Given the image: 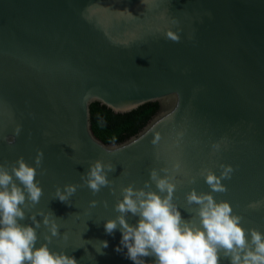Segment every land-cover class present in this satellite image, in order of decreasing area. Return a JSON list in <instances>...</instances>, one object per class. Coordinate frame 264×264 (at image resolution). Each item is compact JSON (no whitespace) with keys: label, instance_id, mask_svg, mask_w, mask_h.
Masks as SVG:
<instances>
[{"label":"water","instance_id":"95a60500","mask_svg":"<svg viewBox=\"0 0 264 264\" xmlns=\"http://www.w3.org/2000/svg\"><path fill=\"white\" fill-rule=\"evenodd\" d=\"M151 103L158 109L136 135L108 144L94 135L92 104L125 115ZM37 149L43 194L20 223L51 212L61 236L49 248L77 264H132L114 250L120 231L106 234L104 222L117 215L120 189L143 187L150 168L175 177V202L188 220L196 206L184 194L211 191L200 172L232 165L222 180L228 191L212 195L230 203L245 229L264 232V206L248 207L264 201V0H0V163L22 156L35 167ZM95 159L114 165V192L94 196L81 186L71 204L54 198L57 187L82 185ZM36 231L39 246L50 233L42 223Z\"/></svg>","mask_w":264,"mask_h":264},{"label":"clouds","instance_id":"9594fccd","mask_svg":"<svg viewBox=\"0 0 264 264\" xmlns=\"http://www.w3.org/2000/svg\"><path fill=\"white\" fill-rule=\"evenodd\" d=\"M165 37L173 42L180 39L171 31ZM20 131L17 125L14 134L19 135ZM158 141L159 135H156L152 143ZM211 148L219 151L220 143L213 142ZM43 155L42 150H36L35 167L27 164L22 156L10 165L0 163V264H77L73 256L49 248L51 237L61 236L57 218L51 212L28 215L31 225L20 223L25 219L26 209L38 204L43 194L35 179ZM173 167L178 169L179 165ZM219 168V175L208 168L200 172L210 192L190 189L184 194L185 203L189 207L196 206L188 220L182 218L178 210L174 198L177 183L167 169L150 168L149 180L144 181L141 188H134L132 184L122 187L121 198L113 206L117 215L104 222L106 234L112 235L116 230L121 233L114 250L123 252L132 264H219L221 255L228 258L229 264H264V232L255 227L245 229L243 217L233 211L230 203L217 201L212 195L228 191L222 180H230L234 172L229 164H220ZM114 170L112 163L95 159L80 175L82 185L65 184L63 190L57 187L54 198L71 204L70 198L81 186L90 189L94 196L104 187L114 192L113 181L108 179V174ZM153 184L155 190H152ZM97 203L96 200L89 202L93 208ZM100 203L107 206L106 201ZM261 206L264 201L248 205L253 210ZM129 214L138 217L135 225L127 222ZM37 215L42 217L41 221L36 220ZM41 223L50 236L45 235V242L36 246L39 239L36 229ZM98 243L100 248L108 246L107 241ZM146 257L153 259L146 261Z\"/></svg>","mask_w":264,"mask_h":264},{"label":"trees","instance_id":"16d2710c","mask_svg":"<svg viewBox=\"0 0 264 264\" xmlns=\"http://www.w3.org/2000/svg\"><path fill=\"white\" fill-rule=\"evenodd\" d=\"M157 109L158 105L151 103L129 114L115 115L99 104H92L90 106L92 131L99 140L106 144L122 142L136 135Z\"/></svg>","mask_w":264,"mask_h":264}]
</instances>
